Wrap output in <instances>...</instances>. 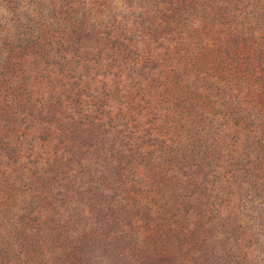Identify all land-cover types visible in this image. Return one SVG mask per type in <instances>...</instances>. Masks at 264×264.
<instances>
[{"label": "trees", "instance_id": "16d2710c", "mask_svg": "<svg viewBox=\"0 0 264 264\" xmlns=\"http://www.w3.org/2000/svg\"><path fill=\"white\" fill-rule=\"evenodd\" d=\"M185 1L139 0L148 12L135 23L138 43L159 52V39L191 17ZM217 13L206 40L184 38L150 54L161 69L139 74L127 92L133 120L72 111L60 126L44 108L60 135L5 141L9 164L25 150L34 160L5 165L0 264H241L242 227L230 222L264 197L256 175L259 47L254 32L214 30ZM20 189L25 197L17 198Z\"/></svg>", "mask_w": 264, "mask_h": 264}, {"label": "rangeland", "instance_id": "374dc122", "mask_svg": "<svg viewBox=\"0 0 264 264\" xmlns=\"http://www.w3.org/2000/svg\"><path fill=\"white\" fill-rule=\"evenodd\" d=\"M185 2L191 17L187 18L189 14H185L181 29L159 39L158 43L164 44L159 46V52L184 38H189L190 42L206 40L208 30L213 29L212 19L216 12L214 30L234 27L238 32L244 30L255 34L253 41L259 47L256 102L260 140L256 150L259 156V173L256 175L263 194L264 0ZM137 4L139 0H0V204L7 200L4 187L11 182L7 178V166H24L34 160L25 150L22 153L24 160L16 156L9 164L4 155L5 141L14 139L19 146L23 139L26 143L36 137L41 143L46 134L47 138L60 135L49 130V116L44 108H53L55 115L52 117L60 126L72 111L89 113L97 119L109 113L112 116L119 114V122L135 118L124 111L128 106L127 92L138 86L137 76L153 77L161 69L151 63L154 59L147 61L150 54L159 52L147 47L146 42L138 43L142 34L136 31L135 23L144 17L142 13L148 12V7L139 9ZM174 12L172 10L171 16H163V25L175 16ZM251 24L256 28L249 30ZM186 29L193 34L186 36ZM125 30L126 37L119 38ZM69 84L77 91L67 90ZM13 126L17 129L10 133ZM34 129L38 130L36 136L31 135ZM24 193L20 189L17 198L25 197ZM260 198L243 206L240 223L230 222L233 229L238 230L239 224L242 227L240 234L246 243V254L241 264H264V197Z\"/></svg>", "mask_w": 264, "mask_h": 264}]
</instances>
